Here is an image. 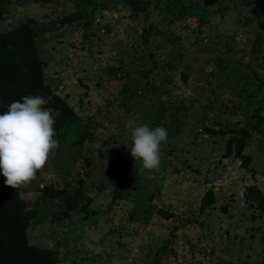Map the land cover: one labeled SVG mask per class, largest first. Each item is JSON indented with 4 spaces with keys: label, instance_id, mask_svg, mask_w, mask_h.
<instances>
[{
    "label": "rangeland",
    "instance_id": "1",
    "mask_svg": "<svg viewBox=\"0 0 264 264\" xmlns=\"http://www.w3.org/2000/svg\"><path fill=\"white\" fill-rule=\"evenodd\" d=\"M3 1L0 31L30 27L43 87L76 117L36 179L12 188L24 243L54 251L55 264H264V212L246 194L253 185L264 198V30L253 0H141L138 12L125 0ZM258 117L248 165L223 157L231 131ZM129 119L168 131L157 169L131 157ZM207 189L214 202L200 210ZM72 191L73 209L63 197Z\"/></svg>",
    "mask_w": 264,
    "mask_h": 264
},
{
    "label": "trees",
    "instance_id": "2",
    "mask_svg": "<svg viewBox=\"0 0 264 264\" xmlns=\"http://www.w3.org/2000/svg\"><path fill=\"white\" fill-rule=\"evenodd\" d=\"M5 2L0 0V15L5 12ZM125 2L132 12L141 11L144 7L141 0H125ZM249 12L256 19L257 27L264 30V0H253ZM34 35L26 23L10 30L0 31V114L7 111L12 102L21 100L24 96L40 95L49 98L46 105L53 103L58 109L56 114L52 115L55 118V138L61 139L73 127L76 117L64 100L50 94L43 87L40 67L32 46ZM260 86L264 93V78ZM262 120V117H258L254 123L231 131L232 133L224 142L223 157L231 155L239 161L241 167L245 168L250 162V157L243 153L244 141L249 136V129L257 128ZM204 132L207 134L219 133V131L209 128L204 129ZM108 180L113 184L115 192L112 196L115 197L119 190L117 181L112 176ZM44 191L45 196L56 197ZM252 191L255 194L253 198L257 200L256 207L259 211L264 212L263 195L253 185L249 187L246 194L249 195ZM4 192L7 194L2 196ZM79 194L78 191H72L67 195L63 194L67 208L73 209L76 206ZM15 197V190L0 182V264H55L54 251L36 249L24 243L23 229L27 218L25 220L24 211H20ZM89 201L86 198L78 209L83 210ZM213 202L212 191L207 189L199 199L198 208L204 209ZM30 254L34 255V258L30 257Z\"/></svg>",
    "mask_w": 264,
    "mask_h": 264
},
{
    "label": "clouds",
    "instance_id": "3",
    "mask_svg": "<svg viewBox=\"0 0 264 264\" xmlns=\"http://www.w3.org/2000/svg\"><path fill=\"white\" fill-rule=\"evenodd\" d=\"M48 102L49 98L28 95L12 102L0 114V173L8 187L27 188L59 147L54 139L55 118L49 109L42 107ZM126 128L130 129L131 157L141 161L147 170L157 169L161 163V144L168 139L166 128H150L135 119L127 120ZM87 195L92 198L94 194Z\"/></svg>",
    "mask_w": 264,
    "mask_h": 264
}]
</instances>
